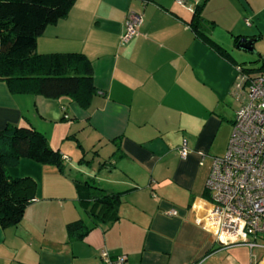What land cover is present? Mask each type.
<instances>
[{
    "label": "crops",
    "instance_id": "0c3cea01",
    "mask_svg": "<svg viewBox=\"0 0 264 264\" xmlns=\"http://www.w3.org/2000/svg\"><path fill=\"white\" fill-rule=\"evenodd\" d=\"M212 1L222 5L211 23L218 14L233 21L230 45L205 25L223 51L195 34L193 12L175 0H75L37 38L36 52L87 58L95 88L87 108L65 97L11 94L0 82V130L31 127L63 160L62 172L27 159L6 169L9 178L33 179L36 193L19 224L0 226V264H102V251L126 256L127 264H264V238L252 250L222 247L196 222L210 206L204 183L212 142L232 125L228 105L244 102L245 89L233 86L246 61L230 54L240 51L238 40L256 43L264 34V0H206L204 22ZM130 15L142 26L123 44ZM88 184L118 195L115 219L91 213ZM171 209L176 216L167 215ZM73 222L84 229L71 236Z\"/></svg>",
    "mask_w": 264,
    "mask_h": 264
},
{
    "label": "trees",
    "instance_id": "16d2710c",
    "mask_svg": "<svg viewBox=\"0 0 264 264\" xmlns=\"http://www.w3.org/2000/svg\"><path fill=\"white\" fill-rule=\"evenodd\" d=\"M75 0H0V82L11 94L38 95L45 99L68 98L87 108L95 93L92 70L87 58L78 53L47 54L36 52V40L48 25L64 18ZM203 0L196 4L190 26L195 34L217 50L203 27ZM238 39L234 40V43ZM263 63L256 69L237 65V74L264 72ZM259 61V60H258ZM27 159L39 165L63 169L58 151L49 147L46 138L27 126L7 125L0 130V226L14 227L35 199L36 183L30 177L9 178L7 168ZM87 200L91 213L99 221L116 218L117 194L88 184ZM85 201V200H84ZM85 203V202H83ZM92 213V214H93ZM84 229L80 222L69 223L67 233ZM81 232L80 236L84 235Z\"/></svg>",
    "mask_w": 264,
    "mask_h": 264
},
{
    "label": "built area",
    "instance_id": "2783aa9c",
    "mask_svg": "<svg viewBox=\"0 0 264 264\" xmlns=\"http://www.w3.org/2000/svg\"><path fill=\"white\" fill-rule=\"evenodd\" d=\"M193 12L196 0H175ZM142 19L130 15L124 22L121 43L138 35ZM236 92L245 89L243 104L236 110L231 133L223 156L212 157L204 188L210 206L196 220L222 247L244 245L250 250L264 238V72L237 76ZM189 153L182 141L178 155L184 160ZM203 157V155H201ZM177 215L176 210L167 212ZM102 264H127L126 256H110L102 251Z\"/></svg>",
    "mask_w": 264,
    "mask_h": 264
},
{
    "label": "rangeland",
    "instance_id": "374dc122",
    "mask_svg": "<svg viewBox=\"0 0 264 264\" xmlns=\"http://www.w3.org/2000/svg\"><path fill=\"white\" fill-rule=\"evenodd\" d=\"M222 3L220 1L218 2H210L206 7L203 15H206V21H203V27L206 29L205 25L207 23L212 25V28L210 29L211 36L214 40L217 42L223 43L225 45H230V28L233 21L229 19V17L225 15L218 14L219 17L215 22L211 23L213 12L218 11ZM229 10L225 9L222 13H227ZM218 13H221L220 11ZM210 17H209V16ZM215 19V18H213ZM208 24V25H209ZM241 24L245 26L244 22L241 21ZM256 26L260 27L258 23L255 24ZM260 25H264L263 23ZM251 26L254 27L253 22L251 23ZM230 56L235 59L236 61L240 62L241 60H244L246 62L245 67L247 68H258L262 63L264 58V34L263 36L259 37L256 43H254L253 46V53H247V52H240L237 50H234ZM242 57V58H241ZM259 60V61H258ZM244 92V90H243ZM238 106L236 104L228 105V109L226 110L227 120L226 121H232L234 114L237 110ZM224 127L220 129V131L216 134L214 137V140L211 145V149L209 154L215 157L223 156L226 150L227 142L231 133V122L226 123L223 125Z\"/></svg>",
    "mask_w": 264,
    "mask_h": 264
},
{
    "label": "water",
    "instance_id": "95a60500",
    "mask_svg": "<svg viewBox=\"0 0 264 264\" xmlns=\"http://www.w3.org/2000/svg\"><path fill=\"white\" fill-rule=\"evenodd\" d=\"M253 43L254 40L240 39L236 44V48L243 52L253 53Z\"/></svg>",
    "mask_w": 264,
    "mask_h": 264
}]
</instances>
